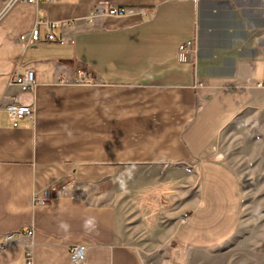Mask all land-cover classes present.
I'll list each match as a JSON object with an SVG mask.
<instances>
[{"label":"crops","instance_id":"1","mask_svg":"<svg viewBox=\"0 0 264 264\" xmlns=\"http://www.w3.org/2000/svg\"><path fill=\"white\" fill-rule=\"evenodd\" d=\"M97 4L128 14L90 22ZM36 21L58 42H45L42 24L40 42L25 48L19 37ZM188 40L193 63L178 60ZM17 63L18 75L33 72L30 92L6 89ZM79 72L91 80L78 84ZM7 95L34 119L13 128L0 111V238L25 226L34 235L1 252L0 264H26L28 252L31 264H70L77 245L81 264H147L107 202L121 166L193 164L194 206L173 240L219 248L237 232L243 200L213 145L242 111L264 108V0H50L7 11L0 0V108ZM52 187L60 192L34 206Z\"/></svg>","mask_w":264,"mask_h":264},{"label":"rangeland","instance_id":"2","mask_svg":"<svg viewBox=\"0 0 264 264\" xmlns=\"http://www.w3.org/2000/svg\"><path fill=\"white\" fill-rule=\"evenodd\" d=\"M212 153L237 178L243 200L237 232L219 248L188 249L173 240L194 206L193 164L121 166L111 176L107 202L115 208L124 242L137 248L147 264H264V108L237 115Z\"/></svg>","mask_w":264,"mask_h":264},{"label":"built area","instance_id":"3","mask_svg":"<svg viewBox=\"0 0 264 264\" xmlns=\"http://www.w3.org/2000/svg\"><path fill=\"white\" fill-rule=\"evenodd\" d=\"M49 2L50 0H2V10L7 11L13 6L19 4H28L36 7L39 2ZM145 13V10L137 11V14ZM128 10L125 7L111 6L108 4H97L95 5L87 19L92 22L98 18H122L127 16ZM44 24L46 26V36L45 42L57 43L58 40L51 34L50 29L47 27L48 24L45 22L36 21L28 34L19 37V42H21L25 48H29L33 45H37L40 42L39 38V26ZM57 23H53L51 27H56ZM62 26L66 27L67 23H62ZM195 51V42L193 40H188L181 43L177 48L178 60L185 63H193L195 61L190 60V56H193ZM15 65L13 72L9 75V80L7 83V91L11 89H18L22 92H30L34 86V77L32 70H26L23 75H18L16 73ZM91 79L84 73L79 72L76 78L78 84H85ZM10 99L9 103L0 111L7 112L9 115V120L12 123V127H17V122L29 118L34 119V110L31 106H25L18 102V97L15 95H7ZM54 188L46 190L42 196H33L31 202L34 206H44L54 197ZM34 235V229L31 226H25L20 232L15 234H7L0 238V253L11 247L17 240L23 237H32ZM85 260V247L84 246H72L69 249V261L70 264H81ZM26 264H31V255L28 252L26 255Z\"/></svg>","mask_w":264,"mask_h":264}]
</instances>
